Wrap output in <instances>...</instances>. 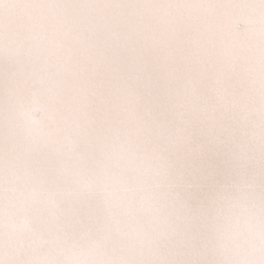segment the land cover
<instances>
[{
    "label": "bare ground",
    "instance_id": "obj_1",
    "mask_svg": "<svg viewBox=\"0 0 264 264\" xmlns=\"http://www.w3.org/2000/svg\"><path fill=\"white\" fill-rule=\"evenodd\" d=\"M0 264H264V0H0Z\"/></svg>",
    "mask_w": 264,
    "mask_h": 264
}]
</instances>
